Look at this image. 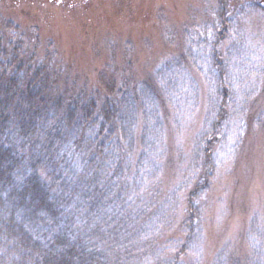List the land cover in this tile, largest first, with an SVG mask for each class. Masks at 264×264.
<instances>
[{"label": "trees", "instance_id": "16d2710c", "mask_svg": "<svg viewBox=\"0 0 264 264\" xmlns=\"http://www.w3.org/2000/svg\"><path fill=\"white\" fill-rule=\"evenodd\" d=\"M218 3L220 24L202 37L212 60L206 63L209 74H200L206 112L193 152L204 160L207 175L189 198L185 225L191 231L198 209L192 200L209 186L219 142L233 138V122L235 128L264 123V110L256 106L264 92V56L256 66L244 57L240 62L241 56L232 60L238 70L256 74H225L219 55L228 39L224 26L237 18L226 17L225 0ZM246 6L240 13L251 8ZM253 8L264 13L257 4ZM21 37L19 26L0 15V264H132L134 234L140 232L135 220L145 218L142 227H149L154 200L137 206L140 188L131 195L128 180L142 181L160 164L166 125L178 126L183 106L190 105L188 115L198 108L200 82L175 74L177 64L167 63L146 78H123L118 88L112 82L113 92L60 93L52 65L38 60V45L29 51ZM249 76V90L241 95ZM169 199L175 202L177 194ZM175 254L156 264H177ZM256 255L250 262L261 264Z\"/></svg>", "mask_w": 264, "mask_h": 264}, {"label": "rangeland", "instance_id": "374dc122", "mask_svg": "<svg viewBox=\"0 0 264 264\" xmlns=\"http://www.w3.org/2000/svg\"><path fill=\"white\" fill-rule=\"evenodd\" d=\"M225 2L226 17L237 18L224 26L228 39L219 55L225 74H256L238 70L232 60L241 56L240 62L250 60L256 66L263 59L264 13L253 7L264 8V0ZM244 4L251 8L240 13ZM219 7L218 0H0L2 19L19 26L26 49L33 52L38 45L36 57L52 65L50 74L60 93L113 92L112 82L118 88L123 78H146L167 63L177 64L175 74H189L200 82L198 108L188 115L190 105L183 106L178 126L166 125L160 164L142 181L128 180L131 195L140 188L137 206L154 200L147 212L154 219L149 227H142L145 218L135 220L140 232L134 234L132 264H156L174 252L177 264H253L254 251L264 264V123H238V129L233 122V138L222 139L214 150L208 188L192 200L198 208L193 230L185 225L191 193L207 175L193 145L206 112L200 74H209L210 58L202 37L212 24H220ZM251 82L249 76L241 95L247 94ZM257 101L264 110V92ZM175 194L172 202L169 196ZM145 228L152 248L143 239ZM176 246L186 248L174 250Z\"/></svg>", "mask_w": 264, "mask_h": 264}]
</instances>
